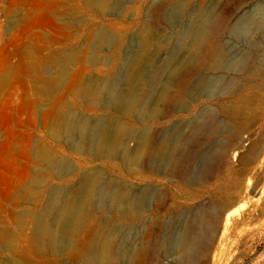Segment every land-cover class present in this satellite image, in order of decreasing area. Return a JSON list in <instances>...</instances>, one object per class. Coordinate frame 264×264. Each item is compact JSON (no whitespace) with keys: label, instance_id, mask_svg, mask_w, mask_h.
<instances>
[{"label":"rangeland","instance_id":"374dc122","mask_svg":"<svg viewBox=\"0 0 264 264\" xmlns=\"http://www.w3.org/2000/svg\"><path fill=\"white\" fill-rule=\"evenodd\" d=\"M96 1L0 0V264H87L104 223L110 264H264V0ZM69 211L62 249L36 237Z\"/></svg>","mask_w":264,"mask_h":264},{"label":"bare ground","instance_id":"6f19581e","mask_svg":"<svg viewBox=\"0 0 264 264\" xmlns=\"http://www.w3.org/2000/svg\"><path fill=\"white\" fill-rule=\"evenodd\" d=\"M106 0H97L95 2V5L98 7V8H105L106 6ZM203 28V31L202 32H199L197 33L196 35V39H195V44L190 47L191 50H192V55H198L201 51H200V47H201V44L203 43V41H205V38L207 37L208 35V27H202ZM207 39V38H206ZM148 42V40H147ZM204 44V43H203ZM195 60V59H193ZM189 61V60H188ZM197 61V60H196ZM138 66V65H137ZM135 67L134 70H133V77L131 78V81H129V84H131L132 80L136 79L139 75V70H138V67ZM180 69V68H179ZM178 69V71L174 72L173 74V77L170 78L169 82L166 83V89L167 91H169L170 89H172L176 83L178 82L177 81V78H178V74L180 72V70ZM131 75V76H132ZM53 80V79H52ZM54 82V81H53ZM178 84V83H177ZM79 85V84H78ZM174 89V88H173ZM167 91L165 92L166 95H167ZM78 92L80 93L81 96H86V97H91L93 94V89L92 87L89 85V84H85V83H81L79 86H78ZM124 94V93H123ZM164 94V93H163ZM169 95V94H168ZM172 95V94H171ZM170 96V95H169ZM121 98V97H120ZM132 101V100H130ZM133 102H131L129 105H130V109L133 108V105L132 104ZM241 104V103H240ZM229 109V108H228ZM243 107L240 106V105H235L232 107V111L235 112L236 114H242L243 112ZM227 110V109H226ZM232 113V112H231ZM71 119V118H70ZM72 121V120H71ZM74 122V121H72ZM71 124V123H69ZM58 125V124H57ZM109 130H110V127H109ZM111 132V131H110ZM108 140H109V131H103L102 135H101V138H100V142H99V147L100 148H103L107 143H108ZM181 140V138H180ZM176 153V152H175ZM237 153V152H236ZM174 154V153H173ZM48 156L47 153L42 152V157L46 158ZM176 156V155H175ZM251 180H248V183H250ZM238 184L237 181H231L227 184L228 187H232V186H236ZM250 185V184H249ZM95 181H92L90 182L89 184V187L86 188L85 190V193H84V196L82 197L83 200H88L90 202H92V200L94 199V190H95ZM124 189L123 188H119L117 189L115 192H114V197L111 198L112 201L114 200L113 204L116 203L117 201H122L124 200L125 198V193H124ZM112 196V195H111ZM116 205V204H115ZM244 206V205H243ZM69 209H72V207ZM233 211V210H232ZM231 210L228 211L227 213H225V218L223 219L224 221V225H225V228L227 227L228 223L230 222V219H231V216L232 215V212ZM34 212V211H33ZM71 211L69 212H65V213H61V216H60V222L62 223V226L63 228L61 229L60 232L58 231H55V232H52L50 231V229L48 230L47 227L45 225H42L41 224V227L40 228H36V237L37 238H40V239H43V240H46L48 242V244L55 250H60L63 248L64 246V241L65 239L68 238V235H67V230H69V228L67 229V227H70L71 225H74V226H77L79 222H77L74 218L73 215L75 211H72V213H70ZM77 212V211H76ZM77 214V213H76ZM205 214V213H204ZM218 214V213H217ZM218 216V215H217ZM224 216V215H223ZM220 216H218L219 218ZM234 217V216H233ZM32 219H34L33 217H31ZM92 218V217H91ZM39 219V218H38ZM88 214L86 213L85 211V215L84 217L82 218L81 220V224L83 225H86V223L88 222ZM26 221V220H25ZM30 221V220H29ZM41 221V220H39ZM46 221V220H45ZM38 222V220H37ZM36 222V223H37ZM48 222V220H47ZM42 223V221H41ZM58 223V222H57ZM56 223V224H57ZM98 223V222H97ZM31 224V223H30ZM33 224V223H32ZM39 224V223H38ZM45 224V223H44ZM71 224V225H70ZM88 224V223H87ZM110 224V223H109ZM108 223H104V224H101V225H96V230L93 232H90V239H91V246L90 244H88L91 248V250L89 251V253L87 252L88 256L86 261H87V264H103V263H106V264H110L112 262H114L115 260V256L109 251V250H104V252L102 251V246L100 245V241L101 239L106 236V237H109V231L111 230L110 228V225ZM209 225V224H208ZM35 226V225H34ZM72 226V227H74ZM88 226V225H87ZM86 226V227H87ZM186 226V225H185ZM189 232L187 234H185L181 241H180V245H179V248H180V256L181 258H187V260H198L201 258V254H202V250L201 248L198 247V242H200L201 240V236H202V233H201V230H203L205 227H206V217L201 215V214H196L191 222H190V225H189ZM53 227V226H51ZM82 227V225H81ZM13 228V227H12ZM49 228H50V225H49ZM58 228V227H57ZM94 228V227H93ZM26 229V228H25ZM52 229V228H51ZM93 231V230H92ZM224 231V230H223ZM58 234H57V233ZM225 232V231H224ZM12 233V232H11ZM13 234V233H12ZM11 234V235H12ZM20 235V234H19ZM25 235V233H24ZM88 235V234H87ZM206 235V238H207V233L205 234ZM70 238V236H69ZM9 239V238H8ZM16 239V238H15ZM23 239V238H22ZM25 239V237H24ZM30 239V238H29ZM72 239V238H71ZM111 239V238H109ZM26 240V239H25ZM68 240V239H67ZM11 241V240H10ZM34 241V240H33ZM85 241V240H84ZM83 241V242H84ZM82 242V241H81ZM86 243L87 240H86ZM13 244V243H12ZM16 244V243H15ZM87 245V244H86ZM87 245V246H88ZM103 245V244H102ZM17 246V245H16ZM88 246V247H89ZM107 245H105L106 247ZM45 248V247H44ZM17 249V248H16ZM52 249V251H53ZM26 251V250H25ZM64 251V250H62ZM18 254V253H17ZM22 256V255H21ZM24 259V258H23ZM12 261V260H11ZM14 264H27L26 262L22 261V260H16L14 261ZM137 264V263H136Z\"/></svg>","mask_w":264,"mask_h":264}]
</instances>
